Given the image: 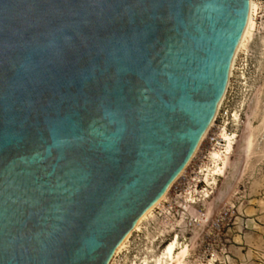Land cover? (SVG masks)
I'll return each mask as SVG.
<instances>
[{
	"label": "water",
	"instance_id": "95a60500",
	"mask_svg": "<svg viewBox=\"0 0 264 264\" xmlns=\"http://www.w3.org/2000/svg\"><path fill=\"white\" fill-rule=\"evenodd\" d=\"M248 0H0V264H106L183 167Z\"/></svg>",
	"mask_w": 264,
	"mask_h": 264
},
{
	"label": "rangeland",
	"instance_id": "374dc122",
	"mask_svg": "<svg viewBox=\"0 0 264 264\" xmlns=\"http://www.w3.org/2000/svg\"><path fill=\"white\" fill-rule=\"evenodd\" d=\"M256 1L261 4L255 18L256 38L249 44L247 53L239 54L231 78L226 119L229 121L230 114L237 111L240 126L235 154L231 155L233 161L241 134L256 132L264 109V42L260 39L264 0ZM188 206L193 212L190 217L195 219L190 227L185 222L190 264H207L210 259L214 264H264V136L254 138V146L241 158L230 181L218 177L208 198ZM217 219L222 222L219 231L214 228ZM142 238V233L133 234L128 259L123 261L121 256L117 264H130L134 251L143 243Z\"/></svg>",
	"mask_w": 264,
	"mask_h": 264
},
{
	"label": "bare ground",
	"instance_id": "6f19581e",
	"mask_svg": "<svg viewBox=\"0 0 264 264\" xmlns=\"http://www.w3.org/2000/svg\"><path fill=\"white\" fill-rule=\"evenodd\" d=\"M260 5L261 4L256 0H248L246 21L230 59L226 86L217 101L214 114L200 135L193 152L179 172L167 184L161 195L136 219L133 226L117 244L106 264H117V262L120 261L121 256H123V261L128 259L127 255L130 251L131 237L135 233H142L143 243L134 251L132 258L130 259V264H190V261L188 260L190 247L186 242L185 237V219L186 217L193 216V212H191L189 209L190 206L188 205L194 204L195 200L192 195H186V202L185 204H182L184 206V211L177 218H170V212L166 211L163 203L169 199L172 184L183 173V171H185L187 165L196 154L199 146L206 138L210 128L214 125L218 111L231 85V78L235 69L236 60L240 53L248 52L249 44L256 38L254 26ZM261 26L263 34L260 35V39L264 42V20L262 21ZM227 125L232 127L230 133L228 132ZM239 127V114L237 111H234L230 114V120L223 124L218 130L219 138L224 141L222 146L223 149H210L207 156V162L201 168L204 187L201 190H197V192L201 193L203 201L208 198L212 192L210 189L213 190L216 187L218 177L224 176L227 181H230L231 178L235 176L238 165L241 163V158L254 146V138L257 136H264V109L259 120V125L256 128V132H249V134H246L244 131L241 134L238 153H236V158L233 161L231 160V155L235 154L233 151L235 148L234 145L236 142L238 143L236 138L238 137L237 132ZM157 209L161 210L162 218H158L156 213ZM151 221H153L152 224H150ZM166 235H171L169 240L159 246ZM207 264H214V260L210 259Z\"/></svg>",
	"mask_w": 264,
	"mask_h": 264
},
{
	"label": "built area",
	"instance_id": "2783aa9c",
	"mask_svg": "<svg viewBox=\"0 0 264 264\" xmlns=\"http://www.w3.org/2000/svg\"><path fill=\"white\" fill-rule=\"evenodd\" d=\"M230 88L228 89L226 96L223 100V103L218 111L217 117L214 121V125L210 128L206 138L199 146L196 154L191 159L190 163L187 165L185 171L175 180L171 186L169 199L163 203L166 211L170 212V216L177 218L183 211L186 202V195H192L195 200V203L203 198L201 193H198L197 190H201L204 187V182L202 181V172L201 168L207 162V156L210 149H223L224 141L219 138L218 130L225 124L228 119V102L230 96ZM228 132L232 131L230 126L227 125ZM210 191L213 192L212 189ZM211 192V193H212ZM156 213L158 216H161V210L157 209ZM200 217H204L203 213L197 212ZM187 227L194 225L195 219L192 217H187L186 219ZM197 222V221H196ZM199 222V221H198ZM222 222L220 219H217L214 222V228L218 231L221 229ZM171 235H166L163 238V242L159 246L164 244L169 240Z\"/></svg>",
	"mask_w": 264,
	"mask_h": 264
}]
</instances>
